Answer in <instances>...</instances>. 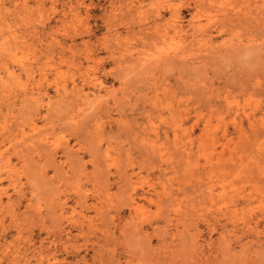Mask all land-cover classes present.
<instances>
[{"label":"rangeland","instance_id":"374dc122","mask_svg":"<svg viewBox=\"0 0 264 264\" xmlns=\"http://www.w3.org/2000/svg\"><path fill=\"white\" fill-rule=\"evenodd\" d=\"M0 264H264V0H0Z\"/></svg>","mask_w":264,"mask_h":264}]
</instances>
